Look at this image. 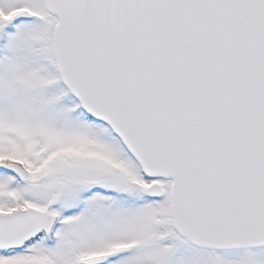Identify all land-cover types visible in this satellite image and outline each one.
I'll return each instance as SVG.
<instances>
[{"label": "snow or ice", "instance_id": "obj_1", "mask_svg": "<svg viewBox=\"0 0 264 264\" xmlns=\"http://www.w3.org/2000/svg\"><path fill=\"white\" fill-rule=\"evenodd\" d=\"M0 264H264V0H0Z\"/></svg>", "mask_w": 264, "mask_h": 264}]
</instances>
